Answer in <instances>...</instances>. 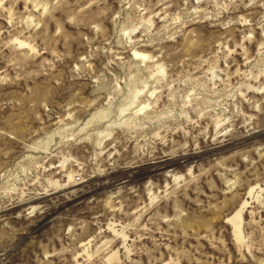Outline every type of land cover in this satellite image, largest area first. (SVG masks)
Masks as SVG:
<instances>
[{
  "label": "rangeland",
  "instance_id": "rangeland-1",
  "mask_svg": "<svg viewBox=\"0 0 264 264\" xmlns=\"http://www.w3.org/2000/svg\"><path fill=\"white\" fill-rule=\"evenodd\" d=\"M0 264H264V0H0Z\"/></svg>",
  "mask_w": 264,
  "mask_h": 264
}]
</instances>
